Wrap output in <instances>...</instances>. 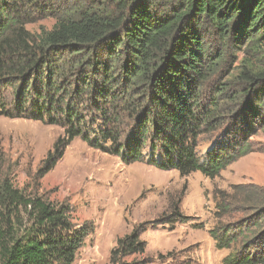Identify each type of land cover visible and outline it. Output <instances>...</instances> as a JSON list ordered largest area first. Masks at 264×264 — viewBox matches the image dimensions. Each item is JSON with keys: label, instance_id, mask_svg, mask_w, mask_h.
<instances>
[{"label": "trees", "instance_id": "1", "mask_svg": "<svg viewBox=\"0 0 264 264\" xmlns=\"http://www.w3.org/2000/svg\"><path fill=\"white\" fill-rule=\"evenodd\" d=\"M49 16L51 29L26 27ZM263 41L264 0H0V113L65 127L34 174L37 185L79 136L128 164L143 161L149 144L151 165L214 179L264 126V63L245 57L226 81L217 76L234 42L264 58ZM222 130L240 136L239 152L218 151L217 142L202 158V135ZM17 165L0 145V264H73L94 223H79L68 198L17 186ZM236 190L240 197L215 191L218 213L236 203L264 223V188ZM180 201L163 223L190 220ZM156 226L143 222L118 238L110 264L151 262L141 235ZM210 234L218 249L229 247ZM262 252H231L222 263H264V244Z\"/></svg>", "mask_w": 264, "mask_h": 264}, {"label": "rangeland", "instance_id": "2", "mask_svg": "<svg viewBox=\"0 0 264 264\" xmlns=\"http://www.w3.org/2000/svg\"><path fill=\"white\" fill-rule=\"evenodd\" d=\"M54 23L55 18L49 16L26 27L39 33L42 29H51ZM262 44L264 46V41ZM244 46L234 42L226 70L219 72L218 79L226 81V75L236 71L242 58L252 59L258 65L264 63V58L252 51L246 52ZM3 98L7 110L12 111V90H4ZM64 134L65 127L61 124L0 113V145L7 159L18 164L14 171L15 184L44 192L50 199L68 198L75 207L79 223L85 220L94 223V232L80 248L73 264H110L111 251L118 238L134 226L154 221L158 226L149 227L141 235L147 243L143 257L152 258L147 264H223L226 255L244 249L252 258L263 254L264 223L251 216L252 209L242 211L236 203L227 214L218 213L215 191L225 190L233 196L238 194L237 185L243 186L245 191L264 188V126L260 125L248 139L247 148L240 153H237L241 147L237 139L240 136L236 133L227 136L222 130L202 135L199 144L202 158L207 157L217 142L218 151L238 154L214 179L200 171L181 177L177 169L151 165L149 144L144 147L143 161L128 164L121 156L92 147L79 136L37 185L34 174L54 142ZM91 134L94 137V133ZM130 135L131 128L124 133L123 141ZM155 159L165 161L162 154L155 155ZM178 200H181L182 213L190 220L174 226L171 222L163 223L168 220H162L163 214L169 215L172 204ZM254 223H258V227ZM225 228L228 229L226 235ZM214 229L222 241L229 239V247L217 248L210 234Z\"/></svg>", "mask_w": 264, "mask_h": 264}]
</instances>
